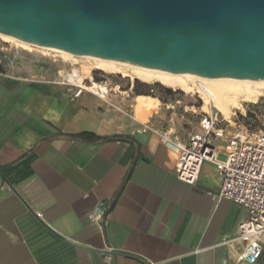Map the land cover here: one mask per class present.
<instances>
[{"label": "crops", "instance_id": "crops-1", "mask_svg": "<svg viewBox=\"0 0 264 264\" xmlns=\"http://www.w3.org/2000/svg\"><path fill=\"white\" fill-rule=\"evenodd\" d=\"M43 64L49 75L31 72L36 81L16 66L0 77V264H248L224 243L248 213L213 198L215 167L202 164L184 183L172 150L140 130L157 126V98L136 111L137 96L109 87L108 101L128 117L90 92L75 97ZM83 131L115 138L68 136ZM101 206L109 211L94 221ZM252 264H264V242Z\"/></svg>", "mask_w": 264, "mask_h": 264}, {"label": "water", "instance_id": "water-1", "mask_svg": "<svg viewBox=\"0 0 264 264\" xmlns=\"http://www.w3.org/2000/svg\"><path fill=\"white\" fill-rule=\"evenodd\" d=\"M0 34L158 71L264 80V0H0Z\"/></svg>", "mask_w": 264, "mask_h": 264}, {"label": "built area", "instance_id": "built-area-1", "mask_svg": "<svg viewBox=\"0 0 264 264\" xmlns=\"http://www.w3.org/2000/svg\"><path fill=\"white\" fill-rule=\"evenodd\" d=\"M8 59L10 63L18 62L13 56ZM52 67L54 74L51 81L73 86L76 89L75 97L82 91L90 92L124 115L133 117L129 110L108 101L109 88L102 78L94 79L96 69L91 67L90 62L68 68H58L55 64ZM74 69L82 76L80 84L69 78ZM0 77L10 76L0 68ZM140 130L156 134L160 142L172 150L175 176L184 183L193 184L197 180L204 162L215 167L220 186L213 198L217 201L229 200L245 208L248 213L247 218L238 223L236 236L224 240V243L238 245V261L248 264L256 262L264 242V132L245 128L232 133L228 129V121L211 112L200 116L197 130L184 140L172 136L168 131H159L150 123H143ZM216 140L221 141L222 145L217 144ZM108 211V206H101L94 214V221L103 220Z\"/></svg>", "mask_w": 264, "mask_h": 264}, {"label": "rangeland", "instance_id": "rangeland-1", "mask_svg": "<svg viewBox=\"0 0 264 264\" xmlns=\"http://www.w3.org/2000/svg\"><path fill=\"white\" fill-rule=\"evenodd\" d=\"M21 55L25 56L27 63L16 64L15 61L10 63V60L7 59L13 56L15 60H19L22 57ZM43 60L47 62L49 67L55 64L58 68L74 67L82 62H87L85 59H70L56 52L28 48L16 42L3 41L0 39V68L8 75L13 74L16 66L17 73L25 74L27 80L36 81L31 72L49 75V73L45 72L47 69L43 64ZM52 60H55V63H52ZM7 61H9V64H7ZM96 78H102V80L106 82L108 88L117 85V90L119 91L130 90L131 93H129V97L137 96L135 105L136 111L142 109L146 112H150L156 101L152 97L157 98L161 106L157 117V126L154 127L159 131H168L172 136L180 140L186 139L190 133L197 130L199 118L202 114L205 112L216 113L211 107L208 109L203 108L204 98L202 99L203 96L197 92L195 87H193L195 89H192V91L172 89L158 82L145 83L135 78L122 77L120 74H108L97 69L94 74V79ZM18 79L21 78L18 77ZM136 80L145 85L143 90L149 94L144 93V95H136L133 93ZM154 83L160 84L164 90L155 88L153 86ZM150 87H152V90L149 89ZM125 95L126 93H124V96ZM250 105H256V108H251ZM248 109L256 112L258 118L257 122L253 120L245 122L240 118L239 115H245ZM217 116L222 117L219 113H217ZM226 120L228 121V129L232 133L244 130L245 128L247 130H260L264 132V94L259 96L254 102H242L239 109L232 108L229 118ZM209 166V163H203V168H209Z\"/></svg>", "mask_w": 264, "mask_h": 264}, {"label": "bare ground", "instance_id": "bare-ground-1", "mask_svg": "<svg viewBox=\"0 0 264 264\" xmlns=\"http://www.w3.org/2000/svg\"><path fill=\"white\" fill-rule=\"evenodd\" d=\"M0 39L16 42L28 48L56 52L70 59H85L91 63L93 69L101 70L108 74H120L122 77L135 78L145 83L158 82L165 87L183 91H192V89L196 88L197 92L203 96L202 99L204 98L203 108H213L224 119L229 118L232 108L239 109L242 102H254L259 96L264 94V80L210 78L184 73L158 71L125 64L121 61L87 57L85 55H76L47 47L35 46L2 34H0ZM69 78L77 84H80L82 81V76L78 75L75 69Z\"/></svg>", "mask_w": 264, "mask_h": 264}, {"label": "trees", "instance_id": "trees-1", "mask_svg": "<svg viewBox=\"0 0 264 264\" xmlns=\"http://www.w3.org/2000/svg\"><path fill=\"white\" fill-rule=\"evenodd\" d=\"M153 86L155 88H159V89L164 90V88H162V86L158 83H154ZM143 87H145V85L136 80L135 85L133 87V93L136 95H144V93L149 94L148 92H145L143 90ZM149 89L152 90V87H150ZM250 107L256 108V105H250ZM239 116L245 122L250 121V120H253L255 122L258 121L256 112L251 110V109H248V111L246 112L245 115L240 114ZM68 136L72 139H78V140H82V141H86V142H90V143H97V142H102V141H106V140L115 138V136L101 137V136H98V135H96L92 132H88V131H83V132H79L76 134H69Z\"/></svg>", "mask_w": 264, "mask_h": 264}]
</instances>
